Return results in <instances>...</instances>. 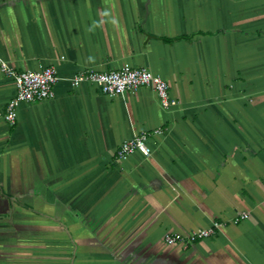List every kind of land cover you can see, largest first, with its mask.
I'll use <instances>...</instances> for the list:
<instances>
[{"label": "crops", "instance_id": "crops-1", "mask_svg": "<svg viewBox=\"0 0 264 264\" xmlns=\"http://www.w3.org/2000/svg\"><path fill=\"white\" fill-rule=\"evenodd\" d=\"M0 57L59 73L11 127L0 71V264H264V0H0ZM126 64L177 107L71 85ZM142 133L152 156L118 160ZM214 221L213 238L165 242Z\"/></svg>", "mask_w": 264, "mask_h": 264}, {"label": "built area", "instance_id": "built-area-1", "mask_svg": "<svg viewBox=\"0 0 264 264\" xmlns=\"http://www.w3.org/2000/svg\"><path fill=\"white\" fill-rule=\"evenodd\" d=\"M0 71L6 77L13 79L16 86V94L7 103L4 113V119L11 127H15L18 123L21 104L39 103L51 100L55 96L54 89L59 81V73L54 66L36 71H18L0 57ZM70 82L74 88L82 85L95 86L102 94L110 97L134 92L142 87H151L163 109L170 110L178 105V101L170 94L169 84L160 75L147 68L133 67L129 64L111 71L82 70L76 73ZM154 134H162V131L156 130ZM149 136L148 133H142L124 141L117 150L118 160H126L136 153L146 158L151 157L152 149L148 145ZM248 217V213H243L232 222L238 224ZM222 226V223L214 221L211 226L194 229L188 234H167L165 242L169 246L177 244L188 246L215 237Z\"/></svg>", "mask_w": 264, "mask_h": 264}]
</instances>
